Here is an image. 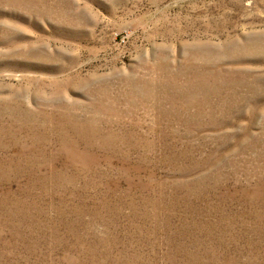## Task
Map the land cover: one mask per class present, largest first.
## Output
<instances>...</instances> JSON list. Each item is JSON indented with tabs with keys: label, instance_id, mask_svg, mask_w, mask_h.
<instances>
[{
	"label": "rangeland",
	"instance_id": "374dc122",
	"mask_svg": "<svg viewBox=\"0 0 264 264\" xmlns=\"http://www.w3.org/2000/svg\"><path fill=\"white\" fill-rule=\"evenodd\" d=\"M0 264H264V0H0Z\"/></svg>",
	"mask_w": 264,
	"mask_h": 264
}]
</instances>
